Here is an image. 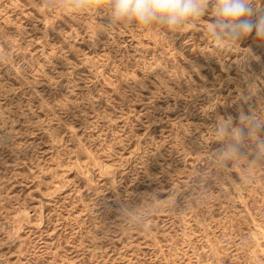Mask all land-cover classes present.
Returning a JSON list of instances; mask_svg holds the SVG:
<instances>
[{"label":"rangeland","instance_id":"1","mask_svg":"<svg viewBox=\"0 0 264 264\" xmlns=\"http://www.w3.org/2000/svg\"><path fill=\"white\" fill-rule=\"evenodd\" d=\"M215 4L0 0V264H264V38Z\"/></svg>","mask_w":264,"mask_h":264},{"label":"clouds","instance_id":"2","mask_svg":"<svg viewBox=\"0 0 264 264\" xmlns=\"http://www.w3.org/2000/svg\"><path fill=\"white\" fill-rule=\"evenodd\" d=\"M114 20L135 21L139 25L159 23L176 27L191 17L204 13V0H111ZM250 0H216L214 34H226L233 39L255 32L264 38V15L253 19ZM244 119V117H241Z\"/></svg>","mask_w":264,"mask_h":264}]
</instances>
